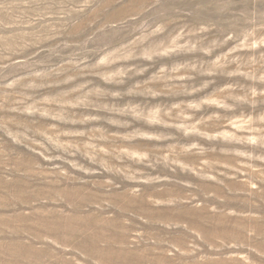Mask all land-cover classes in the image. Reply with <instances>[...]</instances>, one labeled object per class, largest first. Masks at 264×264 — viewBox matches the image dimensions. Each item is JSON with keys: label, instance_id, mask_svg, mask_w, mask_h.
Masks as SVG:
<instances>
[{"label": "rangeland", "instance_id": "rangeland-1", "mask_svg": "<svg viewBox=\"0 0 264 264\" xmlns=\"http://www.w3.org/2000/svg\"><path fill=\"white\" fill-rule=\"evenodd\" d=\"M0 264H264V0H0Z\"/></svg>", "mask_w": 264, "mask_h": 264}]
</instances>
